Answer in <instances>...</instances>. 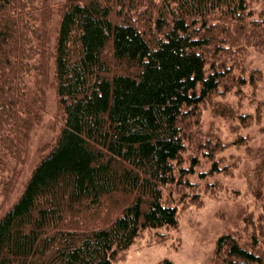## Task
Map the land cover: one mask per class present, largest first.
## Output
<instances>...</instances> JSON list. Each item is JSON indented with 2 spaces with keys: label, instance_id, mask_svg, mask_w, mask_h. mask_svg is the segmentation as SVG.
<instances>
[{
  "label": "trees",
  "instance_id": "16d2710c",
  "mask_svg": "<svg viewBox=\"0 0 264 264\" xmlns=\"http://www.w3.org/2000/svg\"><path fill=\"white\" fill-rule=\"evenodd\" d=\"M261 5L0 0V173L15 179L24 162L48 73L62 113L55 140L0 217V264H115L143 231L175 228L173 190L233 168L199 108L250 80L243 53L262 44ZM236 114L245 126L248 115ZM251 158L254 188L264 178V146ZM242 228L246 244L216 240L214 264H264V213Z\"/></svg>",
  "mask_w": 264,
  "mask_h": 264
},
{
  "label": "rangeland",
  "instance_id": "374dc122",
  "mask_svg": "<svg viewBox=\"0 0 264 264\" xmlns=\"http://www.w3.org/2000/svg\"><path fill=\"white\" fill-rule=\"evenodd\" d=\"M257 1L263 7L254 9L263 14L264 0ZM225 57L227 61V53ZM243 61L250 80L242 88L231 84L219 94L208 96L199 108L203 125H212L227 144L223 155L233 162V168L228 173L207 175V183H196L191 191L187 190L189 198L184 197V189L173 190L176 195L169 200L179 208L177 226L143 231L115 264H156L165 258L174 264H214L213 251L220 236H236L246 244L243 221L247 216L264 213V178L257 187L247 184V176L256 165L251 149L264 146V38L261 45L244 49ZM52 80L48 73L44 79V109L29 134L25 159L19 161L16 178H10V170L0 173V217L16 201L37 161L59 132L62 113ZM237 111L248 115L245 126L236 123ZM237 135L246 136L245 141L234 146Z\"/></svg>",
  "mask_w": 264,
  "mask_h": 264
}]
</instances>
